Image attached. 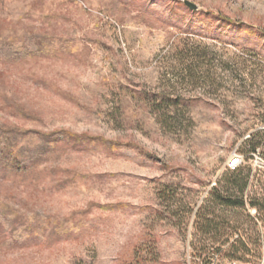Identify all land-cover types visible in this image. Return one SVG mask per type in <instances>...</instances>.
Returning <instances> with one entry per match:
<instances>
[{
    "label": "rangeland",
    "instance_id": "obj_1",
    "mask_svg": "<svg viewBox=\"0 0 264 264\" xmlns=\"http://www.w3.org/2000/svg\"><path fill=\"white\" fill-rule=\"evenodd\" d=\"M257 131L264 0H0V264H264Z\"/></svg>",
    "mask_w": 264,
    "mask_h": 264
},
{
    "label": "trees",
    "instance_id": "obj_2",
    "mask_svg": "<svg viewBox=\"0 0 264 264\" xmlns=\"http://www.w3.org/2000/svg\"><path fill=\"white\" fill-rule=\"evenodd\" d=\"M263 136H264V132L263 131H257L254 134H252L251 136H249V139L247 141H245V145L249 146V149L251 151H255L258 147L261 146L262 141H263ZM0 155L2 154V151L9 148L10 147V139H8L7 137L5 138H0ZM3 139V140H2ZM242 153L246 154L249 153L248 151H242ZM17 159V157H16ZM239 172L242 170H238ZM246 187V182H244L240 188V192L242 193L244 191ZM215 200L218 204L222 205V206H228V207H232V206H243L244 205V201L242 199V197H240V199L235 202L231 200V197L226 195V196H222L220 194H216L215 195ZM209 222V221H208Z\"/></svg>",
    "mask_w": 264,
    "mask_h": 264
},
{
    "label": "built area",
    "instance_id": "obj_3",
    "mask_svg": "<svg viewBox=\"0 0 264 264\" xmlns=\"http://www.w3.org/2000/svg\"><path fill=\"white\" fill-rule=\"evenodd\" d=\"M240 163V157H236L234 159H231L228 163V167L231 169V170H235L236 167L239 165ZM229 264H236V263H229ZM247 264H251V263H247Z\"/></svg>",
    "mask_w": 264,
    "mask_h": 264
},
{
    "label": "water",
    "instance_id": "obj_4",
    "mask_svg": "<svg viewBox=\"0 0 264 264\" xmlns=\"http://www.w3.org/2000/svg\"><path fill=\"white\" fill-rule=\"evenodd\" d=\"M184 4L192 11L196 10V8H197L195 4H193L189 1H184Z\"/></svg>",
    "mask_w": 264,
    "mask_h": 264
}]
</instances>
